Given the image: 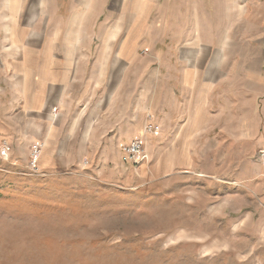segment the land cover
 <instances>
[{
  "label": "rangeland",
  "instance_id": "1",
  "mask_svg": "<svg viewBox=\"0 0 264 264\" xmlns=\"http://www.w3.org/2000/svg\"><path fill=\"white\" fill-rule=\"evenodd\" d=\"M9 1L11 14L0 16L7 32L0 41V264H264V28L253 36L257 51L241 26L194 37L192 72L203 74L202 40L223 47L211 50V72L227 79L210 98L181 100L193 113L188 108L161 132L155 14L140 11L156 0L105 3L91 58L87 45L44 48L64 53L66 46L70 87L127 83L128 104L104 105L98 131L80 120V106L23 110L44 55V28L28 9L38 0ZM75 1L85 13L93 7V0ZM132 27L141 33L125 61L119 53ZM40 77L37 89L48 82L43 67ZM149 116L159 130L148 138V163L136 169L121 145L143 134ZM125 117L129 127L105 130ZM5 143L9 155L1 152ZM35 144L41 154L33 168Z\"/></svg>",
  "mask_w": 264,
  "mask_h": 264
},
{
  "label": "crops",
  "instance_id": "2",
  "mask_svg": "<svg viewBox=\"0 0 264 264\" xmlns=\"http://www.w3.org/2000/svg\"><path fill=\"white\" fill-rule=\"evenodd\" d=\"M38 1L37 5L28 9L30 10L32 22L38 23L44 28V34L40 41L42 49H46L50 45L59 46L60 48L63 47L60 46L61 44L74 43L79 45L81 50L84 51V45H87V50L85 51L91 58L92 50L88 49V47L91 46L90 44L97 37L96 27L102 18L101 15H103L105 9V3L110 0H93V7L91 6V9L86 11V13L75 0H70L69 4H66V0ZM11 2L13 4V1ZM11 2L9 3V9L0 8V16L5 13L11 14ZM99 4L100 7H98ZM145 7L143 9L140 8L143 15L155 14L152 28L156 42L154 56L156 58L157 81L159 82L157 88L158 102L161 107V114H163V119L160 120L159 124L162 132L163 126L166 127L168 123L178 124L180 117L186 114L188 108L190 110L189 114L193 113L189 103L184 105L181 100L187 102L195 99L198 95L202 96V94L204 97L210 98L214 89L220 88L221 84L227 79V76L225 78H214L211 72L213 60L210 57L211 50L222 49L223 47H205L201 45L202 40L200 41L199 39L200 48H198L203 52L204 58L202 57L198 61L204 66L203 74L197 75V73L192 72L194 66L191 59H195V57L189 55L188 52L195 51L193 49L195 44L193 42L194 37L207 34L208 31L218 34L236 32L241 26V30L245 32L244 36L247 46L255 47L257 51L259 44L253 38L264 28V0H156L150 11L148 6ZM20 8L22 9H20L19 13L27 9V7ZM150 12L153 14H150ZM212 19H216V21ZM107 20L105 24L110 23ZM82 21L85 24L84 30L80 29ZM147 22L148 19L143 21L144 24H140L141 28H147ZM209 27L213 29L209 30ZM69 28H71L70 31L74 32L72 36H66ZM131 29L132 33L129 36L131 42L130 40L129 42H123V47L119 53L120 58L125 61L133 58L135 54L133 45L135 43H133V40L138 38L141 33L139 28L132 27ZM2 33L0 41L5 38L7 33L4 31V26L2 27ZM55 33L56 35H53ZM224 41H226V37H224ZM65 47L64 53H51L48 50V53L44 54V49V55L36 59L35 62H38V64L35 67V74L32 72L33 75H30L31 79L29 80L33 89L26 90L25 93L28 95V99L24 98V109H22L26 111L29 107L34 110H42L55 109L59 108V106L65 108H74L75 105L80 106L78 112L80 120H82L81 118H86L85 123L90 124L88 125L91 128L90 130L95 128L99 131L96 115L104 112L105 109L102 110L104 105L128 104L127 93H123L128 90L125 86L127 83L70 87L67 69L69 57L67 58ZM49 49L52 48L50 47ZM51 60H58L57 66L53 67L51 65L53 61ZM42 61L44 62L43 64H41ZM128 65L131 68L133 66L131 64ZM42 67L44 68V75L48 78L46 82H48L45 84V88L37 89L40 84ZM138 76L140 77L141 74L138 73ZM123 109L124 111H129V106ZM126 117L112 121L111 127L109 128L108 126L105 130L111 134L118 133L123 126L124 128L129 127L130 121ZM155 123L157 124L156 120ZM143 129L144 126L142 129L140 128V132Z\"/></svg>",
  "mask_w": 264,
  "mask_h": 264
},
{
  "label": "built area",
  "instance_id": "3",
  "mask_svg": "<svg viewBox=\"0 0 264 264\" xmlns=\"http://www.w3.org/2000/svg\"><path fill=\"white\" fill-rule=\"evenodd\" d=\"M159 130L158 125L155 123L151 116L148 117L146 126L143 130V134L137 136L130 143L121 145L123 151V159L126 163L133 165L134 168H138L144 163H148L149 155L146 150L147 141L151 134H155ZM11 149L8 144L2 146L1 152L3 155H9ZM31 165L36 168L38 165V159L41 154L40 144H35L31 149ZM259 157L264 160V149L260 150Z\"/></svg>",
  "mask_w": 264,
  "mask_h": 264
}]
</instances>
